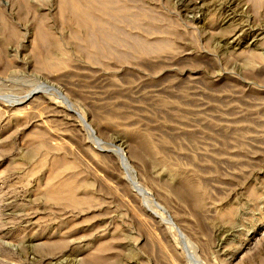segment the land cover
Here are the masks:
<instances>
[{"label": "rangeland", "instance_id": "374dc122", "mask_svg": "<svg viewBox=\"0 0 264 264\" xmlns=\"http://www.w3.org/2000/svg\"><path fill=\"white\" fill-rule=\"evenodd\" d=\"M70 2L0 0V264H264V0Z\"/></svg>", "mask_w": 264, "mask_h": 264}, {"label": "bare ground", "instance_id": "6f19581e", "mask_svg": "<svg viewBox=\"0 0 264 264\" xmlns=\"http://www.w3.org/2000/svg\"><path fill=\"white\" fill-rule=\"evenodd\" d=\"M69 6H73L71 7L74 11H76V13H78V15L76 14V21H78L77 23H79V25H77L78 27V33L80 31H85L86 33H88L89 35H97L100 38H103V36H105L104 38L106 39V36H109L106 33V26L105 25H94L95 23L92 21V12H81V9L79 8L78 5H75L73 3L70 2V0H63V8H68ZM92 17V18H91ZM94 20H96L95 18H93ZM2 26V25H1ZM1 28V27H0ZM3 30H1L2 32L7 31L9 32L11 35L10 37H14L16 35V31H15V27H13L12 25H3ZM9 37V36H8ZM8 37L6 38L8 40ZM110 37V36H109ZM38 44L36 47V54L38 57H41L46 51L43 50L41 45L42 43H45V41L51 39L50 35L48 33V31L45 29L44 25L40 26L39 29V34H38ZM111 38V37H110ZM6 39H4L2 42L7 43V41H5ZM52 41V39H51ZM49 42V41H48ZM92 45L97 44L93 39L92 42H90ZM95 46V45H94ZM99 47V46H95ZM98 49V48H97ZM96 49V50H97ZM44 51V52H43ZM98 51V50H97ZM47 53V52H46ZM45 55V54H44ZM44 60V58H43ZM44 63V62H43ZM9 66V65H8ZM10 67V66H9ZM6 68V67H5ZM11 73V72H10ZM14 79V78H13ZM2 88V87H1ZM0 88V91H1ZM3 90V89H2ZM31 92V91H30ZM1 93V92H0ZM4 93V92H3ZM31 95V94H29ZM28 96H25L24 99H27ZM31 97V96H30ZM23 99V100H24ZM29 99V97H28ZM31 99V98H30ZM33 99V98H32ZM21 99L19 98V96L14 92L8 95H4V94H0V107H8L9 108V104H13V103H18ZM12 101V102H11ZM22 101V100H21ZM17 105H15L16 108ZM20 106V105H19ZM35 109V108H34ZM39 109V108H38ZM15 113V112H14ZM3 114L4 112L1 111L0 109V121L3 119ZM13 114V113H12ZM11 118H14L15 120L19 118V115L17 113L13 114V116ZM14 120V121H15ZM19 120V119H18ZM16 120V121H18ZM13 121V120H12ZM44 136V134H43ZM94 137V136H93ZM11 141V140H10ZM8 142V141H7ZM57 142V141H56ZM41 144L38 145L37 147H34V151L37 152L39 150L42 149V147H45V142L42 141L40 142ZM4 148H2L3 150ZM145 149L150 152H153L154 147L150 144V143H146V147ZM6 151V150H5ZM179 157V156H178ZM126 161V160H125ZM123 162V161H122ZM128 167V166H127ZM205 184V183H204ZM202 188H203V184L200 182H192L190 180H182L181 181V185L176 189L177 194L179 195V197L181 199H187L188 201L191 202V204L194 206L195 209H200L202 206V201H203V192H202ZM49 191L47 192L48 197L51 200H55L57 202H61L64 200L67 201H72L74 199V193H73V188L68 184L66 186H63V188L61 190H59L58 192H53L51 191V187H48ZM198 212V211H197ZM103 257V256H102ZM98 260H101V258L97 257ZM96 260V257H95ZM96 260V261H98ZM104 260V259H103ZM101 260V261H103ZM105 261V260H104Z\"/></svg>", "mask_w": 264, "mask_h": 264}]
</instances>
